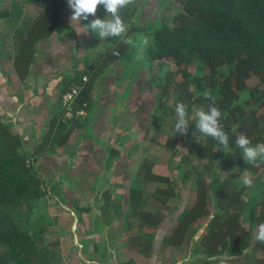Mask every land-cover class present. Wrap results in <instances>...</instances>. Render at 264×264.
I'll return each instance as SVG.
<instances>
[{
    "label": "trees",
    "instance_id": "obj_1",
    "mask_svg": "<svg viewBox=\"0 0 264 264\" xmlns=\"http://www.w3.org/2000/svg\"><path fill=\"white\" fill-rule=\"evenodd\" d=\"M34 1L37 11L25 29L16 26L22 13L21 3L11 0L6 8L0 9V20L15 23L7 42L12 44L10 68L20 82L29 72L39 42L53 32L73 33L66 22L72 14L67 10V0ZM134 9L132 3L122 8L119 14L127 26V37L132 39L142 32L149 34L150 43L145 54L148 56V80L154 90L158 116L166 114L168 120L178 103L185 105L186 115L200 106H204V111H208L210 105L215 106L221 112L219 123L229 138V147L225 149L218 141L200 133L196 125L188 126L183 137L188 144L187 153L205 161L200 166L193 164L189 171L181 174V180L191 182L193 196L167 227L162 226L165 233L161 244L172 248L186 244L197 232L198 227L194 223L203 217L207 219L205 226L191 246V253L203 256L188 260V264H213L219 255L233 257L250 245V251L241 259L246 261L245 264L255 263L256 249L249 234L264 223L263 184L259 183L257 191L253 192H259L261 197L257 200L249 197L247 204L242 199L241 186L236 187L233 179L242 172L253 173L259 168L264 171V160L258 159L256 166L245 163L235 145L240 134L249 138L251 146L264 144L263 117L258 114V107H264V0H182L179 10L171 15L169 21H162L151 29L131 22ZM106 16V10L99 6L96 18H111ZM88 20L82 22L88 23ZM122 39L100 38L103 52L81 68H72L62 90L68 86L79 87L72 102V112L65 116L58 97V104L50 109L45 133L33 145L29 157L21 150V137L10 130L9 124L0 120V264L62 262L57 241L42 240L45 229L33 232L37 220L32 210L36 211L46 195L35 160L43 153L50 154L57 147L66 146L74 130L86 129L87 121L76 118L79 115L74 112L87 107L96 77L114 61L122 59L129 50L130 45L122 43ZM114 52L119 55H114ZM196 58L201 63L192 74L189 66ZM169 60H173L175 68L169 67ZM224 65L227 70L222 72L219 69ZM83 76L85 81H81ZM252 77L255 82L249 85L248 80ZM244 90L247 95L240 99L239 93ZM205 91L209 93L208 98L203 95ZM175 142L176 138L168 135L162 146L172 150ZM109 151V157L117 154L114 149ZM181 161L186 162L187 157H182ZM212 167L227 172V175L219 180L206 181ZM148 174L145 176H148L145 179L148 182L171 187L168 177ZM154 191L159 195L157 188L151 193ZM142 193V187L131 184L127 204L130 213L133 215L137 211L136 216L149 229L146 232L142 229L139 238L144 240V245L138 243L136 250L140 254H150L146 251L154 237L150 229L158 226V220L152 214L158 206L152 204V211H143ZM76 211L79 213L81 210ZM238 260L231 258L228 261ZM116 264L136 263L129 258Z\"/></svg>",
    "mask_w": 264,
    "mask_h": 264
},
{
    "label": "crops",
    "instance_id": "obj_2",
    "mask_svg": "<svg viewBox=\"0 0 264 264\" xmlns=\"http://www.w3.org/2000/svg\"><path fill=\"white\" fill-rule=\"evenodd\" d=\"M66 22L73 29V33L66 35L62 34L63 31H59L48 36L46 40L49 41V46L37 59L39 71L35 72L34 68L32 70L29 68V72L24 78L27 84L18 92L17 97L6 92L5 82L0 74V114L7 117L12 115L15 118L17 129L12 130L22 136L24 146L37 141L45 118L48 114V118L50 117V109L55 107L58 100L59 84L62 81L67 82L66 76L72 73L73 67L81 68L84 63H87L84 60L82 65L79 59L73 60L72 53H67L70 44H76L77 39H82L76 29L84 27V22L82 20L79 24L76 21ZM0 25L1 41L6 29L2 22ZM12 28L11 25V31ZM11 31L9 30V35ZM86 36L87 34L84 33L83 39L88 42ZM76 54H78L75 55L76 57L80 56V50ZM110 70L109 66L107 74L99 81L100 97L94 96L92 87L87 107L83 110L82 115L76 117L87 121L86 129H81L82 136H75L73 133L68 137L66 146L55 149V153L60 156L45 155L40 160V163L59 161L61 168L57 169L59 171H57L55 179H58L55 182L62 181L64 187L69 186L64 188L62 194L64 200L61 202H59L58 192L50 195L54 209L47 210L45 208L44 212H48L45 215H48L52 224L44 227L38 223L33 229L34 233L45 229L42 233V240L57 241V249L62 260L60 264H89V262L116 264L129 258L139 264L138 259L142 257V253L137 252L136 247L144 241L139 238V235L142 233V229L144 232L149 229L136 216L137 211L133 215L130 213V209L129 212L126 211L129 186L132 184L135 187H142L141 209L147 212H150L148 208L152 204L159 206L157 204L159 201L154 203L149 197L147 198V196L155 195L154 198L156 197L157 200L159 197L155 191L151 193L150 190H154L160 185L166 186L162 183L155 184L145 180L148 177L145 178L146 173L167 177L166 174L157 171L162 169V166L159 165L163 163L162 150L166 152L164 153L166 168L167 154L172 152L162 146L168 136L165 129L162 126L157 127V123L153 126L154 119H149V117L148 126L150 128L148 131L146 127L140 132L131 126V119L136 115L133 111L136 104L133 97L138 92L132 87L133 84L134 86L137 84L131 82V79L136 78L134 73H137L139 68L132 76H126L123 83H120L119 77L116 78ZM9 73H12L11 68ZM12 74L14 75V73ZM30 76L34 77V80L31 81ZM109 78L110 80L113 78L112 81H108ZM141 85H144V89L152 88L147 80ZM151 96L154 95L151 94ZM151 113L152 111H150ZM45 129L46 126H44ZM157 136L161 138L160 141H158L159 138L155 139ZM124 146L127 149H123ZM152 146H158L159 151L148 153ZM110 149L116 150L117 154L109 157ZM73 153L76 156L72 157ZM159 195L162 196L160 193ZM69 200L72 204L70 206H68ZM42 207H38L36 212L43 211L40 210ZM78 209L81 211L76 214ZM78 224H80L79 232L75 230ZM162 229L165 230V228L161 227L163 234L164 230ZM155 230L150 229L153 231L154 237ZM128 240L129 246H127ZM170 248L172 247L163 246L162 250L168 249L169 251ZM82 249H91L93 251L90 254L92 259L83 258L81 260Z\"/></svg>",
    "mask_w": 264,
    "mask_h": 264
},
{
    "label": "rangeland",
    "instance_id": "obj_3",
    "mask_svg": "<svg viewBox=\"0 0 264 264\" xmlns=\"http://www.w3.org/2000/svg\"><path fill=\"white\" fill-rule=\"evenodd\" d=\"M10 1L11 0H0V8H6ZM16 1L21 3V5H22V13L20 15L21 19L19 18L20 21L19 22L17 21V23H19L20 25H18L16 23V26L20 27L21 29H25L27 27L28 21L31 19L30 17L37 11V6L35 5L34 0H16ZM181 2H182V0H135L133 2V5L135 7L134 13H133L134 15H133V17H131V19H132L131 22L137 23L140 26H144V27L148 26V29H151L156 24H158L162 21H169L171 15H173L177 10H179ZM67 8L71 13L72 10L69 8V6ZM94 18H96V17L90 16L88 18L89 19L88 23L84 22V27L82 26V27H78L76 29L80 33L79 35L82 36V39H80V40L77 39L76 44H70L69 48L67 50L68 51L67 53H70V54L72 53L73 60L79 59L81 64H82V62H84V60L87 63H90L92 60L96 59V55H100L103 52L102 42L99 38L98 33L91 32V30L86 27V25H89L91 23L92 19H94ZM0 22L3 23V25L5 26V29H6L5 33L3 34L4 39L0 42V74H1V76L5 82L6 92H8L12 95H15L17 97L18 92L23 87H25L27 83L25 80H23L22 82L17 81L15 76L12 73H9L10 72L9 56H10L11 51H12V44L7 42V38L9 35V30L11 31V25L13 27L15 25V23H10L8 21H2V20H0ZM0 28H1V25H0ZM2 30H3V28H2ZM83 32L87 34L86 37L89 40L88 42L84 41V39H83L84 33ZM62 34L69 35L71 33L70 32L68 33L67 31H63ZM141 37H147L149 39V34H145L143 32L137 33L132 37V40L138 42ZM47 46H49L48 40L41 41L36 45V52H35L34 60L30 65L31 70L34 68L35 72L39 71V69L37 68L38 67L37 59L43 54V51L47 49ZM78 50H80L81 54H80V56L76 57L75 55H78V54H76V52ZM137 51H138V49L136 47L130 45L129 50L126 52L124 57L122 59L114 61L110 65V69H111L110 71L112 73H114L116 78L119 77L118 80L120 83H123V81H125L124 78L126 76L127 77L132 76L133 73L138 68L140 70V71L137 70L138 72L134 73V76L136 78L134 80L131 79V82L133 81V83L137 84L136 86H134V84H133L132 87H134L135 89L138 90L135 97H133V100L136 102L135 107L133 108V111H135L136 115H135V118L131 119V126L136 128L140 132H141V130H144V128L146 127V129L148 131V129L150 128L148 126V117H149V119H154L153 120L154 125L153 124H150V125L155 126V124L157 123L158 126L157 125L156 126L157 127L162 126L165 129V133H167V135H171V136L176 138L175 145H174L173 149L170 150L172 152H168V154H167L168 155L167 156V159H168L167 160V168L164 165L165 159H166V155L164 153H166V152H164V150H162L163 155L162 154L161 155H162L163 163L159 164L162 166V169L157 170L158 172H161V173L167 175V177L171 180V187L160 185L157 188V190L159 191V193L162 196L160 197V195H157V196H159V197H157V200H156V197L154 198L155 195H152L153 197L147 196V198L149 197L150 200L154 203H157L159 201L157 203V204H159L158 208H156L152 214V217H154L158 220V226L155 228L156 229L155 230V237L151 241L150 249L146 250L148 252L150 251V254L146 256V254H144V252H143V254H141L142 257H140L138 259V263L139 264H178V261H180V260H187L188 261V260H193L194 258H198L200 256H203V254H201V253H195V254L191 253V246L196 241V239L198 238L200 232L202 231L203 227L205 226L207 219L200 217L194 223L196 228L197 227L198 228H197V232L192 236V238L187 240L188 242L186 244H183L182 246H179L178 248H170L171 250H169V251H168V249L162 250L163 246L161 245V238L165 232L163 234L161 233V227L162 226L167 227L168 223L171 222L173 217H175L180 212L181 207H183L187 203L188 199L193 196V191L191 188L192 187L191 182L181 180V174L185 170L189 171V169L191 168V166L193 164L200 166L201 164L204 163L205 160L199 159V158L193 156L192 154H188L187 153L188 144L185 142V139L183 138L184 134L181 135L179 133H176V134L174 133V126H175V123L177 120L175 113L170 115L168 120H167L166 114H161L160 116H156L158 114L154 113L156 102H155L154 96L153 97L151 96V94L154 95V92H153L154 90L152 88L151 89H148V88L144 89V85L143 86L141 85V83H143L145 80H147L151 85L150 80H148V73H149V71H148V56L144 53L143 58L138 60L136 58ZM168 63H169V67L175 68L173 60H169ZM200 63H201V61L196 58L194 60L193 64L189 66V71L192 74H194L195 68ZM47 65H49V64H47ZM36 69H38V70H36ZM219 70L222 72H225L227 70V66L224 65V66L220 67ZM107 72H108V68L101 75H98L96 77V81H95L94 86H93V88H94L93 91H94V96L97 98L100 97L99 96L100 88H98V86H99L98 84L100 83L99 81H100V79H102V77L104 75L107 74ZM33 78L34 77H32V76L29 77V79L31 81L34 80ZM112 79L110 80V78H109L108 81H112ZM254 79L255 78H253V77L251 79H249L248 84L251 85L253 81L255 82ZM66 83L67 82L62 81V83L59 84L58 90L62 91L65 88ZM28 88L30 89V87H28ZM205 90H207V89H205ZM64 91L59 92V99H60L61 94ZM246 95H247L246 90L239 93L240 99H243ZM57 104H58V102L56 101L55 105H57ZM199 110H204V106H200L197 109L196 108L192 109L191 112L186 115V118L189 120V125H191V126L196 125V123H197L196 113ZM150 111H152L151 114H150ZM174 112H175V110H174ZM258 114L261 117H263V120L261 121V123L264 124V107H262V106L258 107ZM69 115L65 114L66 117H68ZM48 116H49V114H48ZM48 116L45 118V123H43L41 126L43 132L41 131L38 134L39 137L37 138V141H39V138L45 133L46 129L44 130V126L47 125L46 121L49 120ZM65 116H63V119H65ZM0 120L4 123L9 124L10 130L12 132H13V130L15 131L17 129L15 127L17 124L16 120L12 115L10 117H7V116L0 114ZM73 133H75V136H82L83 132H81V129H80L79 131L74 130L71 133V135ZM20 137H22V136L20 135ZM155 139H158V141L161 140V138L159 136H157ZM21 142H22V138H21ZM35 143H32L31 145L29 144V145L24 146V144L22 142L21 150L23 151L24 155L28 156L30 154L31 148L33 147V145ZM126 146H124L123 149H125ZM158 151H159L158 146L157 147L152 146L151 150L148 153H157ZM54 154H56L57 157L60 156L59 154H57L55 152L50 153V154H44L43 153V154L39 155L35 160L36 161L35 162L36 163L35 168H37L38 171L40 169L39 173L41 175L40 174L39 175H40V180H41V187L46 191V193H45L46 195H44V197H43V203L42 204L40 203V206H43L40 210H43V211L36 212L35 210H32V214L35 217V220H37L36 224L39 223L41 225H44V227L52 224L51 220H49L48 215H45V214H48V212H44L45 208L47 210L49 208L54 209L53 202L50 200L51 199L50 195L51 194L53 195V193L58 192L59 198H60L59 202H61L62 200H64L62 198L64 188L69 187V186L64 187L62 181L57 182V183L55 182L58 179V178L55 179L57 176V173H58L57 171H59L57 169L61 168V166H59V164H60L59 161H55L54 163L53 162L52 163L51 162L46 163L42 160L43 163L42 162L40 163L41 158H43L45 155H54ZM74 155L76 156V154L73 153L72 157ZM182 157H184V158L187 157V161L186 162L181 161ZM38 167H39V169H38ZM63 172L64 171H62V173ZM245 173H247L253 181L251 188L244 186L241 182L242 177ZM225 175H227V172L221 171L217 168L213 169V167H212L210 169V172H208V174L206 175L205 179H206V181H209L210 179L219 180V179H222ZM259 183L263 184V188H264V171L261 170L260 168L253 173L242 172L238 177L233 179V184L236 187L241 186L240 188L242 189V199L247 204H249V202H250L249 197H251V198L254 197L253 199H255V200H257L258 198L261 197V194H259V192H257L256 194H253V192L257 191V187H258ZM147 198H146V200H147ZM253 202H254V200H252V203ZM57 203H58V201H57ZM70 205H72V204L70 203V200H69L68 206H70ZM126 209H127L126 211L129 212L128 206L126 207ZM148 209H150V211L152 210L151 207H149ZM38 213H39V215H38ZM76 214H78L77 211H76ZM243 224H244V226L246 225V223H243ZM257 228H258V226H257ZM75 230H77V232H79L80 224H78V226L75 228ZM162 230H164V229H162ZM256 231H257V229H252V231L249 234V236L251 238V243L254 245V247L256 249L254 251V258L256 259V261H255V263H252V264H264V244H262L261 242L255 240L253 238V233H255ZM166 232H167V230H166ZM92 237L95 238L94 235H92ZM118 237H120V235H118ZM140 245H144V241ZM250 249H251V245L244 248L243 250H241L240 253L234 255L233 257H227L226 255H223V254L219 255L218 257L214 258L213 264H245L246 261L241 259V258L244 256L245 253L249 252ZM92 253H93V251L91 249H82L80 259L81 260H83V258L92 259V257L90 256V254H92ZM231 258H238L239 260L238 261H228Z\"/></svg>",
    "mask_w": 264,
    "mask_h": 264
},
{
    "label": "clouds",
    "instance_id": "obj_4",
    "mask_svg": "<svg viewBox=\"0 0 264 264\" xmlns=\"http://www.w3.org/2000/svg\"><path fill=\"white\" fill-rule=\"evenodd\" d=\"M133 2L134 0H67L69 8L72 10L70 22L76 21L79 24L81 20H88L89 16L96 17L98 7L103 6L107 12L106 17L111 18H94L86 27L91 32L98 33L101 39L107 37H122V43L132 45L138 49L136 58L139 60L143 58L150 41L147 37H141L138 42L127 37V26L119 14L122 8L127 7ZM113 54L119 55L118 52H114ZM203 95L205 98L209 97L207 91ZM175 114L177 120L174 126V133L183 135L187 132L189 125V120L186 118V108L183 103L176 105ZM196 116V129L204 136L211 137L223 145L225 149H228V135L223 131L219 123L221 117L220 110L210 105L208 111L199 110ZM235 145L241 151L245 163L256 166L258 159L264 160V144L251 146L249 138L244 134H240L235 140ZM241 182L248 188H251L253 184L251 177L247 173L243 175ZM253 238L264 244V223L258 225L257 231L253 233ZM89 264H93V262H89ZM178 264H188V262L187 260H180Z\"/></svg>",
    "mask_w": 264,
    "mask_h": 264
},
{
    "label": "built area",
    "instance_id": "obj_5",
    "mask_svg": "<svg viewBox=\"0 0 264 264\" xmlns=\"http://www.w3.org/2000/svg\"><path fill=\"white\" fill-rule=\"evenodd\" d=\"M81 81H85V76L81 78ZM79 87L78 86H69L60 96L59 105L62 109L65 110L66 114L71 112L72 102L78 93ZM75 115H82L83 110H75ZM27 164V163H26Z\"/></svg>",
    "mask_w": 264,
    "mask_h": 264
}]
</instances>
